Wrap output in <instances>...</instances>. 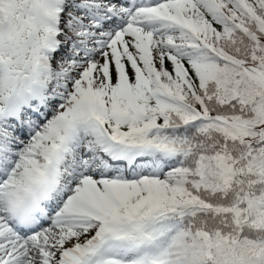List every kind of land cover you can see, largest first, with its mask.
<instances>
[{
    "label": "snow or ice",
    "instance_id": "1",
    "mask_svg": "<svg viewBox=\"0 0 264 264\" xmlns=\"http://www.w3.org/2000/svg\"><path fill=\"white\" fill-rule=\"evenodd\" d=\"M0 264H264V0H0Z\"/></svg>",
    "mask_w": 264,
    "mask_h": 264
}]
</instances>
